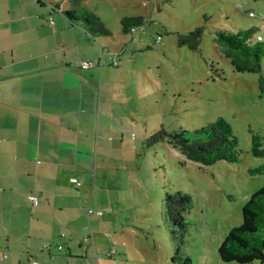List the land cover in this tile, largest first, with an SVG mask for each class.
Segmentation results:
<instances>
[{"label":"rangeland","instance_id":"rangeland-1","mask_svg":"<svg viewBox=\"0 0 264 264\" xmlns=\"http://www.w3.org/2000/svg\"><path fill=\"white\" fill-rule=\"evenodd\" d=\"M60 3L0 0V13L9 9L13 18L26 12L30 22L49 16L61 21L64 16L54 10ZM85 4L111 32L107 43L111 50L120 53L119 66L109 68L119 75L118 106L126 118L122 143L110 151L111 166L97 187L100 199L96 191L82 205L83 209L86 202L87 209L101 212L87 216L83 211L91 263L173 264L175 244L164 198L181 191L192 200L184 254L192 264H225L217 248L242 222L246 200L264 186V171L254 172L264 166V158L250 154V130L264 136V96L259 95L257 75L234 71L209 30L202 35L199 52L178 47L175 33L193 30L207 15L209 27L228 31L256 27L264 37V0H86ZM68 7L63 2L62 9ZM125 16L145 19L132 36L121 32ZM157 37L161 41L155 44ZM82 61L87 60L81 59L80 65ZM220 116L237 137L238 163L219 161L201 167L167 142L145 144L161 127L168 132L192 131Z\"/></svg>","mask_w":264,"mask_h":264},{"label":"crops","instance_id":"crops-1","mask_svg":"<svg viewBox=\"0 0 264 264\" xmlns=\"http://www.w3.org/2000/svg\"><path fill=\"white\" fill-rule=\"evenodd\" d=\"M26 15L0 13V264H93L82 205L100 199L122 143L121 82L108 62L118 50ZM83 58L101 64L83 68Z\"/></svg>","mask_w":264,"mask_h":264},{"label":"trees","instance_id":"trees-1","mask_svg":"<svg viewBox=\"0 0 264 264\" xmlns=\"http://www.w3.org/2000/svg\"><path fill=\"white\" fill-rule=\"evenodd\" d=\"M63 2L69 5L65 10H61ZM85 2L86 0H61L60 4L54 6V10L62 13L68 25L80 27L94 41L108 40L110 42L111 32L105 28L99 17L86 6ZM250 17H254V14L250 13ZM203 19V24L193 30L175 33L177 46L185 47L191 52H199L202 35L209 30L220 55L230 62L234 71L257 75L259 95L264 96V69H262L264 37L259 34L258 29L250 27L237 31L220 30L209 27V16L204 15ZM144 22L145 19L142 16H125L120 20L121 32L132 36L143 27ZM160 41L161 38L157 37L154 43H160ZM119 54L118 51L114 52V58L111 59L113 67H116L118 63ZM93 63H95L94 66L100 65L101 60ZM218 76L222 77V73ZM250 132V154L254 158H264V136L251 130ZM160 142H167L187 161L197 163L201 167L210 166L219 161L227 163L241 161L238 140L233 127L221 116L207 123L205 127L192 131L168 132L161 127L147 138L145 144L151 147ZM262 171L264 166L254 170L259 173ZM164 208L171 238L175 244L171 261L173 264H192L183 252L189 226L186 215L192 208L191 197L181 191L166 195ZM217 253L219 259L225 264H264V186L246 200L242 208V222L229 230L219 244Z\"/></svg>","mask_w":264,"mask_h":264},{"label":"built area","instance_id":"built-area-1","mask_svg":"<svg viewBox=\"0 0 264 264\" xmlns=\"http://www.w3.org/2000/svg\"><path fill=\"white\" fill-rule=\"evenodd\" d=\"M259 39H260V37H259ZM115 64V63H114ZM95 65V63H93V62H89V61H82V66L84 67V68H91V67H93ZM72 182L76 185V186H79L80 185V182L79 181H77V180H72ZM29 200L32 202V204H33V206H36L37 205V200H36V198L34 197V196H30L29 197ZM84 209H85V212H86V215H96V216H100L101 215V212L100 211H92V210H90V209H87V207L85 206L84 207ZM58 248H59V250H62V248L63 247H61V246H58ZM32 264H36V262H33Z\"/></svg>","mask_w":264,"mask_h":264}]
</instances>
